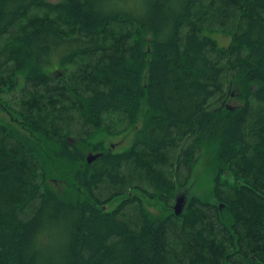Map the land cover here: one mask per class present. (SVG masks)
I'll use <instances>...</instances> for the list:
<instances>
[{
  "label": "trees",
  "instance_id": "1",
  "mask_svg": "<svg viewBox=\"0 0 264 264\" xmlns=\"http://www.w3.org/2000/svg\"><path fill=\"white\" fill-rule=\"evenodd\" d=\"M0 264H264V0H0Z\"/></svg>",
  "mask_w": 264,
  "mask_h": 264
},
{
  "label": "rangeland",
  "instance_id": "2",
  "mask_svg": "<svg viewBox=\"0 0 264 264\" xmlns=\"http://www.w3.org/2000/svg\"><path fill=\"white\" fill-rule=\"evenodd\" d=\"M219 44L221 45H226L229 42L228 37L221 35V34H214L213 35ZM141 124V118L139 119L137 126H140ZM135 127H130L129 129L123 131V132H118L115 130V128L112 131V133H100L95 140H103L104 144L106 147L111 148L114 151H122L126 148L129 147L131 144L133 134L135 132ZM92 152H86V154H89ZM87 156V155H86ZM194 175L189 182V188H188V193L180 192L178 193L179 195H194L199 198H208L212 191L213 187V177L214 174L211 171L210 168H208L207 164L204 162V159L199 161L195 167H194ZM177 196V195H176ZM116 204V201L112 202L109 204V207H113ZM145 206L147 209L155 214L159 215L163 212V205L162 203L159 202H154V201H145ZM173 206V205H172ZM173 210V207H172Z\"/></svg>",
  "mask_w": 264,
  "mask_h": 264
},
{
  "label": "water",
  "instance_id": "3",
  "mask_svg": "<svg viewBox=\"0 0 264 264\" xmlns=\"http://www.w3.org/2000/svg\"><path fill=\"white\" fill-rule=\"evenodd\" d=\"M100 154H93V153H89L86 156V160L88 162H90L91 160L97 158ZM186 203V198L185 195H177L175 197L174 203H173V212L175 215H179L183 212L184 206Z\"/></svg>",
  "mask_w": 264,
  "mask_h": 264
}]
</instances>
